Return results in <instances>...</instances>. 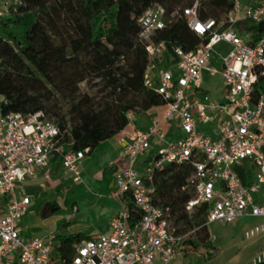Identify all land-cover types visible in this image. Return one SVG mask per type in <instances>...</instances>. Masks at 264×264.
Instances as JSON below:
<instances>
[{"label":"built area","instance_id":"2783aa9c","mask_svg":"<svg viewBox=\"0 0 264 264\" xmlns=\"http://www.w3.org/2000/svg\"><path fill=\"white\" fill-rule=\"evenodd\" d=\"M22 1L0 0V20L17 11ZM248 1L243 5L232 0L233 10L222 20L200 19L198 1L183 11L156 5L142 15L141 37L151 58L169 52L168 43L156 38L181 18L206 41L190 52L174 46L171 63L161 69L151 63L145 73L146 88L166 100L165 120L182 136L169 140L158 124L141 131L134 125L135 113H128L133 129L118 134L124 149L112 193L122 208L110 233L77 244L71 264H175L193 249L191 241L199 242L203 228L209 237L196 255L209 261L222 252L211 228L235 227L244 218L263 219L245 228L243 239L263 242L251 264H264V0ZM221 45L230 51L217 50ZM204 73L222 76L226 102L212 100L203 89ZM209 125L211 131L201 129ZM59 136L58 126L44 112L3 114L0 109V260L16 254L19 264H54L46 239L21 237V220L31 199L19 195L18 186L61 153ZM88 152L62 155L63 168L76 183L82 181ZM140 156L146 160L135 167ZM187 164L193 173L183 190L193 197L185 213L190 220L200 215L202 227L189 228L171 206L157 202L156 175L170 165ZM72 211L69 220L78 209Z\"/></svg>","mask_w":264,"mask_h":264},{"label":"trees","instance_id":"16d2710c","mask_svg":"<svg viewBox=\"0 0 264 264\" xmlns=\"http://www.w3.org/2000/svg\"><path fill=\"white\" fill-rule=\"evenodd\" d=\"M196 1L202 20H222L233 10L232 0H23L17 11L0 20L2 113L44 112L60 130L61 153L53 158L59 164L69 152L88 149L90 155L128 127L129 112L139 115L166 106V100L144 84L151 63L161 69L172 62L174 46L190 52L206 43L181 18L156 38L168 43L169 52L151 58L141 37L142 15L156 5L183 11ZM94 80L107 92L99 101L80 95L81 85ZM62 102H69L66 113ZM192 173L191 165H170L155 177L157 202L171 206L189 228L204 225L200 215L190 220L185 213L193 193L183 187ZM130 207L133 211V204ZM55 209L56 204L48 203L42 215ZM208 237L207 228L200 230L191 252L199 251ZM77 243L74 236L60 238L51 253L54 264H71Z\"/></svg>","mask_w":264,"mask_h":264},{"label":"crops","instance_id":"0c3cea01","mask_svg":"<svg viewBox=\"0 0 264 264\" xmlns=\"http://www.w3.org/2000/svg\"><path fill=\"white\" fill-rule=\"evenodd\" d=\"M166 109V106L155 107L148 112L135 114L134 125L141 131H148L154 124H158L167 139H178L182 132L166 122ZM211 127L202 126L201 129L209 132ZM132 129V126H128L125 130L130 132ZM178 132L181 134L178 135ZM119 139L117 135L101 143L90 155L86 154L82 166V181L79 183L73 181L63 164L52 160L48 167L39 168L34 177L19 184L18 194L31 199L29 210L21 220L23 240L42 237L51 244L53 251L62 237H77L79 244L92 237L110 233L111 222L122 208L120 201L112 197L117 164L124 149ZM153 148H156V142H153ZM154 153L152 151L150 156ZM146 157L140 156L135 167H139ZM58 194L66 196L64 208L57 202ZM48 203L56 204L58 209L43 216L42 210ZM74 207L78 212L69 220L73 216ZM260 242L262 241L258 240L251 244L255 246Z\"/></svg>","mask_w":264,"mask_h":264},{"label":"rangeland","instance_id":"374dc122","mask_svg":"<svg viewBox=\"0 0 264 264\" xmlns=\"http://www.w3.org/2000/svg\"><path fill=\"white\" fill-rule=\"evenodd\" d=\"M248 2V0H242L243 5H247ZM217 50L227 53L230 51V48L226 45H221L217 47ZM215 67L220 69V66L217 64ZM203 89L208 92L212 100L223 102L227 101L225 96V82L220 74L213 77L209 73H204ZM80 93L81 96L88 95L99 101L102 100L103 96L107 92L105 91L104 86L100 83V80H94L82 84ZM61 108L64 113L68 112L70 109L69 102H62ZM177 134L180 135L181 133L178 132ZM140 171L141 173H144L143 170ZM56 199L57 202L64 208L66 202L65 194H58ZM261 222H263L262 218H244L235 227H221L219 225H215L211 228V231L213 234H216L218 239L221 240L220 245L222 248V252L218 257L206 261L203 257L197 256L196 253L190 251L188 253H184L175 264H251V256L253 252L261 248L263 246V242L257 243L253 246L251 242H247L243 239V233L245 228ZM16 262H18L16 254L0 260V264H15Z\"/></svg>","mask_w":264,"mask_h":264}]
</instances>
